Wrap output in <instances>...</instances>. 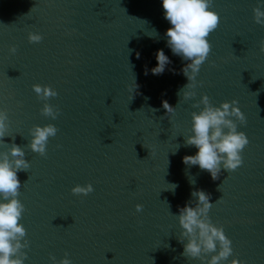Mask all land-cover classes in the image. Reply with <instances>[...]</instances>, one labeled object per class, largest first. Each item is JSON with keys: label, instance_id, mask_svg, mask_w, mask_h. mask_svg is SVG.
Returning a JSON list of instances; mask_svg holds the SVG:
<instances>
[{"label": "water", "instance_id": "water-1", "mask_svg": "<svg viewBox=\"0 0 264 264\" xmlns=\"http://www.w3.org/2000/svg\"><path fill=\"white\" fill-rule=\"evenodd\" d=\"M256 5L213 0L221 20L196 95L185 99L187 61L167 47L162 0H0V108L9 124L0 155L16 143L31 162L18 173L25 264H51L50 255L66 252L73 264H205L185 255L180 240V207L195 206L198 189L210 194L209 216L233 241L228 261L264 264V25ZM30 32L43 39L30 42ZM161 48L172 63L153 75ZM36 83L57 89L48 98L60 110L55 119L42 113ZM205 93L217 106L237 100L247 117L237 121L250 140L243 164L218 179L183 162L197 151L185 138ZM48 123L58 132L41 155L30 148V130ZM89 182L93 192L71 191Z\"/></svg>", "mask_w": 264, "mask_h": 264}, {"label": "clouds", "instance_id": "clouds-1", "mask_svg": "<svg viewBox=\"0 0 264 264\" xmlns=\"http://www.w3.org/2000/svg\"><path fill=\"white\" fill-rule=\"evenodd\" d=\"M212 2L213 0H162L164 17L170 23L165 33L167 47L173 55L187 61L182 71L188 78V83L179 93L185 99L196 95L195 89L200 83L197 81L198 73L212 48L209 36L221 20L219 12L211 7ZM253 11L256 23L264 25V0H257ZM149 35L156 36L158 33L154 29ZM28 38L30 42H39L43 35L30 32ZM260 48L264 51V41ZM10 51L15 53L16 46L13 45ZM139 55L137 52L138 58ZM155 58L157 63L150 71L153 75H161L172 61L163 48L155 52ZM148 72L146 66L145 75ZM134 83L136 90L138 85L136 81ZM32 87L45 101L42 113L55 119L60 110L58 106L48 102V98L57 96V89L50 84L40 83ZM196 103L197 106L203 104V108L192 112V134L185 138V143L195 146L197 151L195 154L185 155L183 162L186 165H199L201 169L208 170L213 179H218L222 170H235L243 164L242 151L250 140L247 133L239 129L237 121L246 123L247 117L237 100H225L217 106L205 93ZM163 107L167 114L176 112V107L167 100L163 101ZM8 127V113L0 108V139L6 135ZM30 131V148L45 155L49 138L58 132L57 126L54 123L37 124ZM30 166L25 148L19 144L13 143L10 152L0 155V264H25L28 255L23 251L30 246V242L25 239L27 229L21 222L26 206L19 198L21 180L18 173L28 170ZM191 183L194 184L195 180ZM170 185L173 191L178 186ZM71 191L87 195L94 191V185L91 182L86 185L76 184ZM192 196L196 197L195 206L187 202L180 207L178 216L183 229L180 240L184 243V254L193 258L203 256L205 264H223L233 253V241L224 227L218 226L209 216L213 205L210 194L198 189L192 192ZM136 207L139 211L143 205L137 204ZM50 261L51 264H73L67 252L59 260L55 255H50ZM228 264H247V261L235 257Z\"/></svg>", "mask_w": 264, "mask_h": 264}]
</instances>
